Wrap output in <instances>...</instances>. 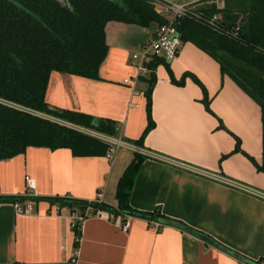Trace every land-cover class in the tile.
<instances>
[{"label":"crops","instance_id":"crops-1","mask_svg":"<svg viewBox=\"0 0 264 264\" xmlns=\"http://www.w3.org/2000/svg\"><path fill=\"white\" fill-rule=\"evenodd\" d=\"M155 1L195 7L205 0ZM211 1L224 6V0ZM156 24L108 21L107 53L98 78L52 71L45 90L49 106L87 114L93 121H114V136L129 146L118 147L110 156L28 146L0 160V195H27L28 175L34 180L35 197L93 200L100 195L115 206L118 179L138 151L146 157L129 195L131 208H158L166 218L264 264V198L253 193H264V172L250 159L261 162V110L221 72L214 58L184 41L169 64L175 81L188 72L200 82L210 111L202 102L201 86L190 75L177 83L162 64L156 67L151 89L154 125L141 146L134 144L147 125L146 82L131 55L143 49ZM220 176L251 191L228 185ZM33 202L30 214L16 213L13 203H0V264H249L175 226H154L132 217L123 231L120 216L105 211L83 220L73 259L70 209L47 200Z\"/></svg>","mask_w":264,"mask_h":264},{"label":"trees","instance_id":"trees-1","mask_svg":"<svg viewBox=\"0 0 264 264\" xmlns=\"http://www.w3.org/2000/svg\"><path fill=\"white\" fill-rule=\"evenodd\" d=\"M196 11L201 19H176L181 38L214 58L221 72L230 76L260 106L261 162L250 159L258 171L264 172V0H224L222 8L214 1L205 0ZM214 15L216 19L210 22ZM110 20L140 26L166 22L154 0H0V99L11 104L0 102V160L23 153L28 146L69 148L77 156L107 153L109 145L106 142L80 128L114 136V121L98 119L94 123L92 117L84 113L51 109L44 95L52 71L98 78L99 65L107 53L104 27ZM159 64L166 68L173 82L182 83L184 77L190 75L201 86L202 102L210 111L206 91L192 74L185 72L175 81L169 63L153 57L147 63L149 75L141 77L146 82L147 125L134 143L136 145L141 146L142 139L154 125L151 89ZM36 113L56 117L65 124ZM238 145L237 140L236 150ZM145 157L138 151L133 152L118 179L115 206L96 198L76 199L67 195H0V203L30 199L66 206L70 213L80 217L72 226L74 249L79 245L82 221L101 211L109 216H120L122 223L128 217H138L149 224L156 221L165 225L158 221L166 218L158 208L144 212L134 210L129 204L135 175ZM212 241L216 246H223ZM243 257L246 260H241L246 262L262 264L260 258Z\"/></svg>","mask_w":264,"mask_h":264},{"label":"built area","instance_id":"built-area-1","mask_svg":"<svg viewBox=\"0 0 264 264\" xmlns=\"http://www.w3.org/2000/svg\"><path fill=\"white\" fill-rule=\"evenodd\" d=\"M155 2L159 6V8H157L158 9L157 11L159 12L161 16H163L166 19V22L161 23V24H156L155 30L153 31L151 37L146 41L143 49L140 52H135L131 55V60L133 63L137 65L139 72H140V76L142 77H146L149 75L150 69L148 68L147 63L153 57H158L162 59L164 62L170 64V62L174 58H176V56L178 55L179 50L184 42L181 38V33L177 27L178 18H194V19L202 18L201 14H199L198 12L192 9V6L171 4V3L160 2V1H155ZM216 17L217 15H214L210 22L214 21ZM129 81H130L129 78L124 79L125 83H128ZM0 102L7 103L6 101L1 100V99H0ZM7 104H10V103H7ZM36 114L43 116L45 118H48L50 120L56 121L58 123H64L62 120L56 117L50 116L48 114H44V113H36ZM117 129H118V126L115 125V130ZM80 130L90 135L96 136L99 139L106 142L109 145V148L107 151L108 156L112 155L118 147L129 146V143H127L125 140H123L120 137L109 136L105 134L98 135L96 134V132H93L91 130L84 129V128H80ZM219 178L223 182L227 183L228 185L239 187L241 189H247L248 191H251L244 185L234 183L232 181L222 178L221 176ZM24 179H25V182L28 188L27 195L33 196L31 189H33L34 187V180L28 175H25ZM253 193L264 198V193H261V192L259 193L253 192ZM96 199L102 200L100 198V195H98ZM13 205L15 207L16 213L30 214L35 209V205L32 200H25L22 202L17 201L13 203ZM70 214H71V227H72L75 224V220L80 219V217L76 213H70ZM130 218L132 217H128L125 220V222L122 223L121 229L123 231L127 230L128 220H130ZM151 224L154 226L159 225L158 222L156 221H151ZM75 252H76V249H74L73 251V259L76 254Z\"/></svg>","mask_w":264,"mask_h":264},{"label":"water","instance_id":"water-1","mask_svg":"<svg viewBox=\"0 0 264 264\" xmlns=\"http://www.w3.org/2000/svg\"><path fill=\"white\" fill-rule=\"evenodd\" d=\"M60 1H61V0H60ZM50 108H51V109H54L55 107L50 106ZM55 109H56V108H55ZM94 123H96V121H94ZM158 221L161 222V223H163V224H166V225H171V226L178 227V228H180L181 230H184V231H186V232H188V233H190V234H193V235H195V236H197V237H199V238H201V239H203V240H205V241H207V242H210V243L214 244V242H213L209 237H207L206 235H203L202 233H200V232H198V231H196V230H194V229H191L190 227H187L186 225H183L182 223H179V222H177V221H174V220H172V219H168V218H159ZM214 245H215V244H214ZM219 247H221L222 249L228 251V250H227L228 248H226V247H224V246H219ZM231 254L234 255V256H236V257L239 258V259H244V260H246V259L243 257V255L240 254V253H238V252L232 251ZM248 263H249V264H255V263L252 262V261H249Z\"/></svg>","mask_w":264,"mask_h":264},{"label":"rangeland","instance_id":"rangeland-1","mask_svg":"<svg viewBox=\"0 0 264 264\" xmlns=\"http://www.w3.org/2000/svg\"><path fill=\"white\" fill-rule=\"evenodd\" d=\"M192 9L196 11V9H197V6H195V7H192ZM196 12H197V11H196Z\"/></svg>","mask_w":264,"mask_h":264}]
</instances>
